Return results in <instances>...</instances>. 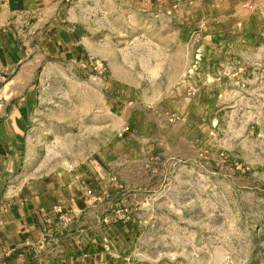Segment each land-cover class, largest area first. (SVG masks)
<instances>
[{"label":"rangeland","instance_id":"obj_1","mask_svg":"<svg viewBox=\"0 0 264 264\" xmlns=\"http://www.w3.org/2000/svg\"><path fill=\"white\" fill-rule=\"evenodd\" d=\"M240 2L239 12L212 14L203 34L212 42L196 59L187 110L168 115L165 127L149 129L157 143L160 136L167 139L159 149L168 156L143 159L135 142L132 158L117 162L127 167L117 182L129 217L117 264H264V0ZM126 4L85 0L82 37L103 50L121 41L119 51L131 52L132 29L128 35L111 29ZM109 63L87 46L78 60L53 66V76L37 80L47 89L39 88L44 107L29 127L35 141L32 156L24 158L28 176L78 165L115 140L109 103L128 95L111 80ZM62 112L69 128L79 126L85 138L78 141L69 131L70 140L58 142L41 126L61 123Z\"/></svg>","mask_w":264,"mask_h":264},{"label":"crops","instance_id":"obj_2","mask_svg":"<svg viewBox=\"0 0 264 264\" xmlns=\"http://www.w3.org/2000/svg\"><path fill=\"white\" fill-rule=\"evenodd\" d=\"M240 3L127 0L124 17L111 19V29H132L130 52L119 51L121 41L103 50L82 37L85 0H0V264H117L129 220L117 182L127 167L117 162L132 158L135 142L143 159L168 156L159 149L167 139L160 136L157 143L151 127H165L168 115L187 110L196 87V59L212 42L203 36L212 14L239 12ZM87 46L109 60L111 80L128 95L109 103L116 138L78 165L28 176L24 158L32 156L35 141L29 127L35 111L44 107L39 88L47 89L37 80L53 76V66L78 60ZM60 115L61 123H41L55 141L70 140L69 131L78 141L85 138L79 126L69 128L67 112Z\"/></svg>","mask_w":264,"mask_h":264}]
</instances>
